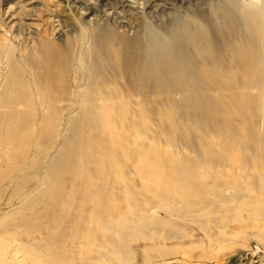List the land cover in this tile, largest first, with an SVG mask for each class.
Returning a JSON list of instances; mask_svg holds the SVG:
<instances>
[{"label":"rangeland","instance_id":"obj_1","mask_svg":"<svg viewBox=\"0 0 264 264\" xmlns=\"http://www.w3.org/2000/svg\"><path fill=\"white\" fill-rule=\"evenodd\" d=\"M0 264H264V0H0Z\"/></svg>","mask_w":264,"mask_h":264},{"label":"bare ground","instance_id":"obj_2","mask_svg":"<svg viewBox=\"0 0 264 264\" xmlns=\"http://www.w3.org/2000/svg\"><path fill=\"white\" fill-rule=\"evenodd\" d=\"M104 3V2H103ZM96 8V7H95ZM26 10V9H25ZM96 11V10H95ZM215 11V10H214ZM218 11V10H217ZM161 12V11H160ZM93 13V12H91ZM102 13V12H101ZM162 15V14H161ZM159 17V16H158ZM107 19V18H106ZM50 24V23H49ZM175 25H179V23H177V21L174 23ZM175 25L173 26V28L175 27ZM56 28V26H55ZM54 30V29H53ZM59 30V29H58ZM61 33V32H60ZM60 33H58V37L60 36ZM97 35V33H96ZM168 35V34H166ZM142 41L136 43V45H125L122 47V51L118 53V57L120 58L119 63H120V69L122 71L121 75L122 77H120L121 79H124V81H126V83L129 82V76L131 75V68H133V65L135 63H137V61L141 62V68L143 69L144 65H151L152 63L155 65H160L161 67H164L163 62H158L157 58L155 57L154 60H151L149 57V49H147V45L150 44H156L160 47H184V44L187 45L190 44L192 41H190V43L187 41V37L184 35L183 32H179V33H173L172 36L175 38L176 40V44H173L172 40L170 38L167 37H163V34H159L157 36H159V38L157 37H153L151 36V34H146L145 32L142 33ZM215 36L217 37V35L215 34ZM224 36V35H223ZM97 37H101L99 34L97 35ZM229 37V36H228ZM155 38V39H153ZM223 38V37H222ZM227 38V37H226ZM151 39V40H150ZM197 39V38H196ZM224 39V38H223ZM221 39V40H223ZM103 40V45L101 46H97V47H85L84 49V53H87L89 55H91L95 60H103L104 58H101L102 55H104V51L107 49L105 47H107V41ZM189 40V39H188ZM195 40V39H194ZM225 40V39H224ZM108 43L110 44V42L108 41ZM188 43V44H187ZM198 43H200L199 41H197V45ZM193 44H196V40L195 42L193 41ZM196 45V47H197ZM200 45V44H199ZM198 45V46H199ZM202 46V45H201ZM203 47V46H202ZM120 48V47H119ZM41 49V48H39ZM118 51V50H117ZM105 66V65H104ZM139 67V65H138ZM87 72L84 73V82L85 84V88L84 91L87 93L88 90L90 88V86H86L87 82L89 80H91L92 78V74H94L93 70L91 69L90 65L88 64L87 66ZM98 69V68H96ZM130 70V71H129ZM134 70V69H133ZM98 70H96L97 72ZM107 71V70H106ZM111 71V70H110ZM96 74V73H95ZM138 76V75H137ZM143 76H138V80L142 79ZM42 81V80H41ZM43 82V81H42ZM143 85V84H142ZM82 87H77L76 90H80L79 93L75 92L76 90H72L74 95H78L81 93ZM71 90H69L68 92L70 93ZM71 91V92H72ZM90 92V91H89ZM67 93V91H66ZM68 94V93H67Z\"/></svg>","mask_w":264,"mask_h":264}]
</instances>
